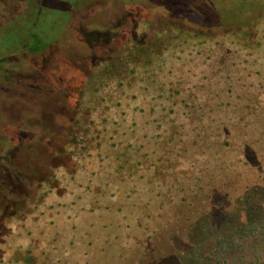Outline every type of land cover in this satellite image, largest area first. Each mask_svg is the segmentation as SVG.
<instances>
[{
    "label": "rangeland",
    "instance_id": "1",
    "mask_svg": "<svg viewBox=\"0 0 264 264\" xmlns=\"http://www.w3.org/2000/svg\"><path fill=\"white\" fill-rule=\"evenodd\" d=\"M74 1L0 0V264L213 263L264 221V180L238 143L183 158L178 136L197 125L180 102L264 84L212 61L242 52L210 40L258 24L264 74V0Z\"/></svg>",
    "mask_w": 264,
    "mask_h": 264
},
{
    "label": "trees",
    "instance_id": "2",
    "mask_svg": "<svg viewBox=\"0 0 264 264\" xmlns=\"http://www.w3.org/2000/svg\"><path fill=\"white\" fill-rule=\"evenodd\" d=\"M71 3L73 4V2ZM234 27L226 28L223 35L218 34L211 37L210 40L228 38L227 40H230L228 42L229 45L239 46L242 53L238 55L237 53H232L228 59L225 53L219 50L214 51V53L212 52V61L216 63L221 61L234 62L230 66L232 73L236 74L233 75L234 77L241 74V76L247 77L246 80L248 81L252 80L253 77L264 79V74L259 69H256L260 66L258 65L259 60L253 58L254 52L261 47L258 24L255 25L246 21L244 24H236ZM214 46L224 47L218 43H214ZM238 59L241 62L238 61L239 64H235ZM242 65L245 67L243 68ZM221 86V84H215L213 88H218L216 93L218 97L220 96L219 98L224 97L222 98L224 102H226V95L228 94V109L225 111L218 110V107L223 109L221 104L224 102L222 101L218 106L216 101L200 100V97L191 94L187 96V99L182 98L180 103L188 110L185 121L190 125H197L195 130H183L182 134L178 136V144L182 145V157L185 158L190 155L189 147L198 146L204 151L193 154V156L201 158L204 163L209 164L212 162L211 158L216 159L220 155L218 150L222 145L220 141L225 142L224 147L227 144L231 147L238 143L239 148L237 151L240 158L250 160L248 156L253 157L259 163V166L254 169L256 180H264V84L254 81L246 82L240 86L230 84L226 92L219 90ZM206 87L209 90L212 85ZM185 92V88L182 87L180 91L178 90V96L181 95L180 97H182ZM214 103H216V106H214ZM254 137L257 138L256 143L251 142ZM231 161L230 168L235 169L233 166L236 163H233L234 160ZM235 171H238V168ZM260 183H263V185L257 184L258 186L252 188L253 191L251 193L255 195L254 197H258L257 193H260L262 200H264V181ZM246 203H248V199H242V204L239 207L244 205L252 207L254 205ZM256 209H259V207L256 206ZM255 235H258L259 238L256 237V240H252L251 238ZM227 256L232 261L237 260L236 264H264V221L259 225L249 227L248 230H236L230 235L228 241L215 248L211 259L214 262L209 264H229L224 259ZM15 264L18 263L16 262ZM194 264L207 263L202 259H197Z\"/></svg>",
    "mask_w": 264,
    "mask_h": 264
}]
</instances>
